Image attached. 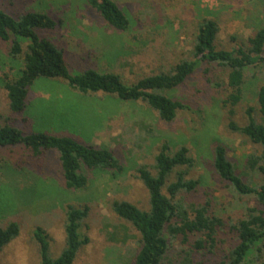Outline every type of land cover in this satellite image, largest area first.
Returning a JSON list of instances; mask_svg holds the SVG:
<instances>
[{"label":"rangeland","instance_id":"374dc122","mask_svg":"<svg viewBox=\"0 0 264 264\" xmlns=\"http://www.w3.org/2000/svg\"><path fill=\"white\" fill-rule=\"evenodd\" d=\"M115 1L129 19L125 32L106 26L84 0H0V9L10 14L22 13L28 8L49 13L53 20H60L62 26L51 32L37 31V35L54 42L64 52L70 73L89 68L100 71L110 64L111 70L126 84L167 72L170 65L180 60H191L190 49L199 19L206 17L218 22L216 43L226 49L242 44L264 23V0ZM1 49L0 78L13 76L17 63L7 58ZM90 50L100 59H93ZM205 67L201 64L195 74L171 94L187 106L177 112L171 123L160 121L145 104L119 103L101 94L96 99L84 100L63 83L42 80H36L30 89L27 112L23 116L13 115L0 87V115L8 117L14 125L25 132L66 134L95 147L108 148L124 168V173L115 179L107 173H91L84 191L69 194L59 189L61 177L54 156L45 158L50 168H43L41 162L30 155L7 152L10 165L12 161L17 162L30 172L14 175L9 167L0 169V225L14 220L21 226L19 238L0 253V264H38L39 248L32 239L36 227L48 235L51 257L57 256L64 246L63 205L78 206L88 202L91 210L81 231L88 236L89 243L79 250L74 264H117L113 251L125 254L135 244L129 243L119 250L110 247L105 237L106 225L118 223L110 212V204L114 200H126L142 208L146 206V193L136 177L137 168L151 167L154 155L163 144L171 150L185 146L194 160L188 178L199 180L200 184L195 192L183 195L189 204L210 201L211 212L226 223L240 218L244 207L253 206L252 201H237L231 196L226 183L215 176L212 160L214 146L222 145L245 182L264 183L263 175L246 165L248 156H261V149L228 129L230 120L238 126L247 124L248 108L253 109L252 117L261 121L256 91L264 81V67L255 65L247 69L243 98L234 108L233 117L229 115L230 108L222 106L228 95L225 73L210 67L205 73ZM25 119L28 122H24ZM260 165L264 167V162ZM228 230L226 227L219 234L214 254L195 253L191 258L193 263L218 264L233 243ZM174 246L173 255L187 249L178 242Z\"/></svg>","mask_w":264,"mask_h":264},{"label":"trees","instance_id":"16d2710c","mask_svg":"<svg viewBox=\"0 0 264 264\" xmlns=\"http://www.w3.org/2000/svg\"><path fill=\"white\" fill-rule=\"evenodd\" d=\"M84 1L106 26L118 32L128 30L129 19L115 0ZM61 26L60 20H53L49 13L40 10L28 8L22 13L10 14L0 9V49L3 48L4 55L17 63L13 76L0 78L8 110L13 115L23 116L27 112L30 89L36 80H42L63 83L84 100L96 99L101 94L119 103H142L155 112L160 121L171 123L178 111L187 109L171 94L204 64L207 66L205 73L209 72V67L225 73L228 95L222 106L229 107V115L233 117L234 108L243 98L247 69L255 65L264 67V23L242 44L226 49L216 43L218 22L205 17L195 25L191 60H180L170 65L167 72L141 77L132 84H126L111 70L110 64L100 71L89 68L70 73L64 52L54 42L37 35V31L51 32ZM90 54L93 59H100L95 51L90 50ZM217 86L221 87L220 84ZM256 103L260 122L252 117L253 109L248 108L247 124L238 126L230 120L228 129L261 149V156H248L246 165L264 177V167L260 165L264 162V81L256 91ZM12 122L0 115V169L9 167L14 175L30 172L12 159L10 165L7 152L20 151L30 155L39 160L43 168H50L45 158L54 156L61 177L59 189L69 194L84 191L91 173H107L114 179L124 173L120 160L108 148L95 147L66 134L25 132ZM193 166L188 148L180 146L171 150L163 144L154 155L151 167L137 168L136 177L146 193V206L142 208L140 204L126 200H114L110 204V212L118 221L106 225L105 237L110 247L119 250L129 243L135 244L125 254L113 251L117 264H194L193 254L215 253L218 236L226 227L232 234L233 243L218 264H264V183L250 185L245 182L227 158L226 148L214 146L212 169L215 176L226 183L237 201L253 202V206L244 207L240 218L226 223L211 212L210 201L202 204L185 201L183 195L195 192L200 184L199 180L188 178ZM88 203L63 205L64 246L55 257L49 252L48 235L40 227L33 229L32 239L39 248L38 264H74L79 250L89 243L88 236L81 231L90 214ZM20 232L17 221L9 220L0 225V253L19 238ZM177 242L186 245L187 249L173 255Z\"/></svg>","mask_w":264,"mask_h":264}]
</instances>
